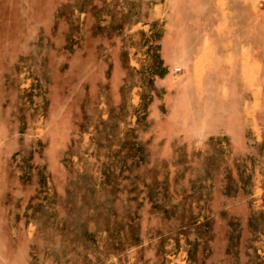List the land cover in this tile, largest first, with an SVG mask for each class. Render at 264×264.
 Instances as JSON below:
<instances>
[{
	"label": "rangeland",
	"instance_id": "374dc122",
	"mask_svg": "<svg viewBox=\"0 0 264 264\" xmlns=\"http://www.w3.org/2000/svg\"><path fill=\"white\" fill-rule=\"evenodd\" d=\"M0 264H264V0H0Z\"/></svg>",
	"mask_w": 264,
	"mask_h": 264
}]
</instances>
